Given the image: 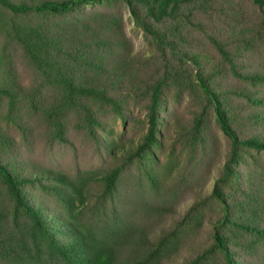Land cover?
Instances as JSON below:
<instances>
[{
	"label": "trees",
	"instance_id": "16d2710c",
	"mask_svg": "<svg viewBox=\"0 0 264 264\" xmlns=\"http://www.w3.org/2000/svg\"><path fill=\"white\" fill-rule=\"evenodd\" d=\"M123 9L142 31L143 53L127 34ZM262 45L264 0H0V264H149L158 258V250L139 257L152 242L122 212L121 166L102 175L100 199L110 203V213L85 220L86 210H77L84 190L62 171L34 164L23 170L14 159L16 140L3 123L27 143L41 134V125L61 144L71 143V125L99 141L108 112L126 126L140 104L148 131L127 154L132 163L152 157L172 90L173 101L187 99L194 109V138L211 115L231 139L228 184L212 193L223 206L222 221L264 236V229L227 217L229 203L239 201L232 185L240 178L235 165L241 152L264 150L258 131L264 125V65H244ZM249 189L254 185L244 195ZM37 190L52 198V213ZM237 204L244 208V201ZM214 236L226 264H235L227 237L219 230ZM166 241L161 238L159 247ZM124 247L132 252L121 258Z\"/></svg>",
	"mask_w": 264,
	"mask_h": 264
},
{
	"label": "rangeland",
	"instance_id": "374dc122",
	"mask_svg": "<svg viewBox=\"0 0 264 264\" xmlns=\"http://www.w3.org/2000/svg\"><path fill=\"white\" fill-rule=\"evenodd\" d=\"M123 10L127 34L136 50L143 53L146 44L142 31L134 24L130 12ZM244 65L253 70L264 65V45L254 58L245 60ZM23 74L30 78L24 69ZM220 81L227 84L228 78L223 75ZM175 96L173 90L168 94L171 101L162 111L159 140L153 147L152 157L132 163L126 156L143 141L148 131L146 111L140 104L133 106L126 126L119 117L108 112L99 141L91 139L84 130L75 129L74 125L69 127L70 144L53 141L43 125L40 126L41 134L35 135L30 143L25 142L21 132L12 125L3 123V128L16 140L14 159L23 165V170H28L24 164H34L38 170L62 171L71 176L79 190H84L85 197L77 200V210H86L85 220L99 221L110 213V203L100 199L104 189L102 175L121 166L118 187L121 198L118 199L122 212L134 220L152 242L149 249L138 251L141 260L152 250H158V258L149 264H194L198 261L199 264H226L224 254L215 245L214 235L219 230L227 237L235 264H264V236L223 222V206L212 196L215 186L228 184L224 175L231 156V139L209 114L204 132L194 138L190 131L194 109L187 99L173 101ZM195 108L196 112V105ZM69 121L74 122L72 118ZM263 126L258 129L262 135ZM241 153V162L235 165L240 178L232 186H235L234 198L244 201V208L238 210L239 201H231L227 217L264 229V150L244 149ZM253 185L254 189H249L250 196L244 195V190ZM37 197L46 211L52 213L56 206L52 198L39 190ZM153 207L162 210L157 212ZM163 237L167 241L161 248L158 242ZM131 248H121L120 257L126 258Z\"/></svg>",
	"mask_w": 264,
	"mask_h": 264
}]
</instances>
